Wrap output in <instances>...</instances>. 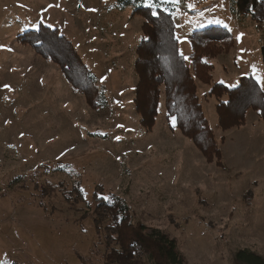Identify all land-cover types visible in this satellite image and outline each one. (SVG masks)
<instances>
[{
  "label": "rangeland",
  "instance_id": "rangeland-1",
  "mask_svg": "<svg viewBox=\"0 0 264 264\" xmlns=\"http://www.w3.org/2000/svg\"><path fill=\"white\" fill-rule=\"evenodd\" d=\"M146 3L0 0V264H103L110 247L92 224L97 186L121 198L133 221L175 238L186 264H235L241 249L264 257V122L248 110L242 125L222 131L208 95L213 84L234 87L248 75L264 89V25L232 13L228 0L173 3L187 61L196 30L220 26L234 39L210 60V83L197 81L219 167L166 116L163 94L152 129L140 125L133 100L143 19L133 12ZM43 27L57 29L89 70L97 107L17 40Z\"/></svg>",
  "mask_w": 264,
  "mask_h": 264
},
{
  "label": "trees",
  "instance_id": "trees-1",
  "mask_svg": "<svg viewBox=\"0 0 264 264\" xmlns=\"http://www.w3.org/2000/svg\"><path fill=\"white\" fill-rule=\"evenodd\" d=\"M134 14L143 19L141 40L136 49L134 69L138 75L134 104L140 125L147 131L154 126L159 96L163 94L166 116L173 118L181 134L189 139L207 162L222 166L221 149L216 142L197 93V81H211V59L226 53L234 45L231 32L220 26L196 30L188 37L191 53L187 61L178 53V40L172 16L174 4L159 0H138ZM230 11L249 16L264 25V0H228ZM260 57L264 67V31ZM17 40L31 46L36 53L56 63L67 81L87 102L98 106L99 91L95 79L81 62L70 42L57 29L43 27L28 31ZM216 100L217 127L224 131L243 124L245 113L252 110L264 122V89L251 75L239 78L234 87L213 84L208 92ZM74 197L83 200L78 187ZM92 198V224L101 230L110 247L103 264H186L175 238L160 229L133 221L128 205L119 197L107 199L97 186ZM235 264H264V257L249 249L234 254Z\"/></svg>",
  "mask_w": 264,
  "mask_h": 264
},
{
  "label": "snow or ice",
  "instance_id": "snow-or-ice-1",
  "mask_svg": "<svg viewBox=\"0 0 264 264\" xmlns=\"http://www.w3.org/2000/svg\"><path fill=\"white\" fill-rule=\"evenodd\" d=\"M172 3H179V0H171ZM187 59V57H185Z\"/></svg>",
  "mask_w": 264,
  "mask_h": 264
}]
</instances>
